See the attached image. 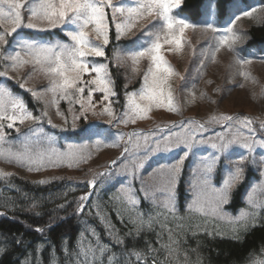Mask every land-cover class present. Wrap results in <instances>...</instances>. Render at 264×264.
I'll return each instance as SVG.
<instances>
[{
    "label": "snow or ice",
    "instance_id": "1",
    "mask_svg": "<svg viewBox=\"0 0 264 264\" xmlns=\"http://www.w3.org/2000/svg\"><path fill=\"white\" fill-rule=\"evenodd\" d=\"M240 0H233V6L238 9ZM182 0H136L134 6L125 7L123 0L119 4H114L113 0H0V61H3L5 67L0 71V77L8 79L9 67L17 70L25 65H32L33 70L39 69L51 77L49 87L46 91H50L54 96V103H58L55 97L57 94L60 98L66 99L71 105L73 102L79 105V114L75 113L70 106L69 112L72 114V128H76L75 121L84 119L87 121V112L89 109L94 110L97 104L101 105L102 114L106 113L110 119L108 125L135 123L137 119H144L148 113L155 108H167L169 111H177L173 104V95L170 87L166 89L170 76L174 74V68L166 60L163 49L164 45H171L167 51L180 52L183 43V34L186 29H195L199 27L197 23L190 22L187 18L174 15V10L180 8ZM111 9V18L115 22L116 38L119 42L120 37L129 29L135 26L138 19L145 16H155V22L160 25L163 40H161L160 32L152 33L147 29L142 31L144 40L136 45L129 55L133 63H138L141 58L147 57L150 60L148 69L143 74V84L138 90L139 100L137 101V92H128L125 85V97L127 103L124 105L122 112H117L113 108V104L118 103L115 100L117 93L115 91V81L111 77L107 63H93L90 58L102 57L106 58V47L110 44V27L108 24V13L106 9ZM257 11L256 8L242 10L237 14L233 12L226 21L225 27H216L214 23L205 21L203 31L211 32L212 35L207 38L205 43L212 49V58L221 47L227 45L232 51H236L234 47L235 41L238 39L234 30V25L242 17H251ZM27 12V19L24 13ZM127 13L126 22H116L117 16L123 17ZM89 26L95 33V40H92L88 31ZM67 29L66 36L71 43H51L39 41L34 38H28L20 35L21 29H30L38 32L50 31L54 28ZM99 41V43H97ZM135 44V42H132ZM59 49L57 51L56 49ZM23 53V55H22ZM114 58L119 59V51L114 50ZM27 57V59H26ZM264 59V57H262ZM237 62L241 65L251 63V59L244 58L237 53ZM240 75L249 78L250 73L242 70ZM88 76V79H85ZM19 86L24 88V84ZM26 92L39 100L41 93L35 89L25 88ZM87 92L85 98L84 93ZM102 93L100 101H93L95 93ZM58 115H64L59 112ZM47 119V123L51 125V119L48 118L47 112L42 111L40 115H34L29 110L25 101L14 96L6 86H0V144L6 141L7 133L4 129H14L16 133L21 135V129L16 127L17 123L23 124L25 121H32L34 127L27 129L22 142V150L13 151L11 148L5 150L0 147V157L5 158L9 162H16L22 166H27L31 171H39L47 162L49 166H59L57 161L68 159L72 161L84 162L91 158V152L88 151L89 145L84 143L81 145H73L69 143L66 150L60 151L55 147H51L47 152H33L30 143L33 137L43 134L40 127L42 121ZM65 124L68 119L65 116ZM240 121L243 129L247 131V135H229L231 126L234 121ZM211 123L223 124L225 134H219L215 141L210 144L213 149L212 153L201 157L196 168L193 169V175L196 179L190 183V200L187 202L186 210L198 212L206 218H225L228 214L225 212V206L232 202L233 190L236 185L242 181L244 175V166L247 154L253 153L259 147L264 150V139H257V129L252 127L255 123L251 117H238L236 115L219 114L211 117ZM189 124L194 123L189 119ZM57 127L56 125H52ZM198 127L203 129L204 124ZM39 128V132L36 129ZM259 129L264 133V121L259 124ZM87 132V129H84ZM191 131V130H190ZM97 135L93 141L95 147H99L106 143L111 136L108 131H100L91 133ZM129 141L132 143V137L141 135L138 131L127 134ZM124 133H118L115 141L111 146H119L118 141L122 139ZM46 142L51 145L55 143L53 136L45 137ZM207 143L204 139L196 140L194 135L177 134L175 138L167 137L164 140L156 141L155 147L148 145V137L145 136V148L150 151H170L176 147H183L184 154L176 161V163L168 166L167 177L163 179L162 186L153 189V195H148V185L143 176H138L135 169L129 172L125 169L123 175H130L131 180L117 189L111 199L126 204L129 212L128 222L133 225L128 230L124 238L115 235V228L110 223L107 224V231L110 237L114 238V246L121 247L120 257L115 253L107 257L108 264H114V261L123 259L124 264H158L156 254L158 249L153 248L150 244L146 249H129L126 241L129 239L136 240L139 238L142 230L146 227L152 228L154 221H167L168 215H174L177 211L175 186L177 178L183 169L184 160L190 155L197 145ZM137 149L140 144L135 145ZM241 147L245 149V153L233 159L232 149ZM129 152L128 147L124 148L121 157ZM264 162V160H262ZM117 161L110 162L111 167H115ZM71 166V165H69ZM139 167V165L137 166ZM12 173L0 170V177H9ZM99 176L113 177V173L109 170L98 173ZM117 176L122 175L116 173ZM151 175V174H150ZM220 175L221 179L216 181L214 177ZM132 181H138L139 187L133 188ZM39 184L50 183L49 180L37 181ZM93 191L96 188L95 178L86 182ZM258 185H254L247 193V203L251 207V211L242 212L235 221L251 218L255 220L261 211H264V201H258L254 198V193ZM159 191L164 195L162 200L155 198V192ZM92 191L78 198V207L75 215H81L87 206V201L92 196ZM147 202L151 207L147 211H141L142 203ZM37 205L34 203L31 208ZM61 208L64 206L61 205ZM159 211H154V210ZM39 216L40 213H34ZM99 215V212L97 213ZM5 213L0 212V216ZM117 219L121 223L124 222L123 212L117 210ZM106 222V221H105ZM161 223V230L169 233V243L161 244V249L167 252V258H172L173 253L177 250L172 247L175 241L172 240V229L166 227V223ZM107 223V222H106ZM255 226V224H253ZM53 225H48L51 229ZM34 231L43 235L45 229L36 227ZM89 234L96 240L93 245L89 242L88 246L83 245L81 240L76 251L69 252L65 246L62 251L69 257L73 264H103V257L111 248L109 245L100 243V238L95 229L88 230ZM205 231H207L205 229ZM212 235L214 233H208ZM82 237L84 233L80 234ZM160 236L157 234V241ZM21 241H17L20 243ZM38 251L40 248L38 247ZM264 256V249L261 250ZM252 264H264V259L254 260Z\"/></svg>",
    "mask_w": 264,
    "mask_h": 264
},
{
    "label": "rangeland",
    "instance_id": "2",
    "mask_svg": "<svg viewBox=\"0 0 264 264\" xmlns=\"http://www.w3.org/2000/svg\"><path fill=\"white\" fill-rule=\"evenodd\" d=\"M255 1L256 0H240L237 9L233 6V0H230L227 4V14L219 20L216 14L215 0H204L199 8L198 16L192 19V21L187 15H180L174 11V15L185 17L190 22L199 25V27L195 29L188 28L185 30L180 52L167 51L169 47H172L167 44L164 45L163 49L166 60L174 68V74L169 77L166 89L170 87L173 95V104L178 110L169 111L167 108L153 107L146 118L137 119L135 123L115 124L114 126H110L107 123L110 117L106 113L102 114L101 105L97 104L94 110L89 109L87 112V121L84 119L75 121L76 128L73 129V113L69 112V108L71 106L74 112L79 114V105L75 102L70 105L68 100L60 98L58 94L55 97L58 103H54L53 93L46 91L51 79L49 75L41 71L38 66L33 70V66L30 64L17 70H12L9 67V78L5 79L0 77V86H6L14 96L20 98H22V96L19 92L12 89L11 82L16 83L18 86L20 83H23L24 88L19 86L22 90L31 88L39 91L41 93V98L39 100L34 98L38 107H40L39 115L42 111H46L48 118L51 119V125L47 123V119L41 122L40 127L43 129V134L33 137L30 143L32 151L47 152L51 147L64 151L69 143L73 145L86 143L89 145L88 151L91 152V158L84 162L61 159L57 161L59 166H49L46 162L39 171H31L27 166H22L16 162H9L5 158L0 157V170L7 173H17L31 179H55L61 177H80L87 174L91 175L95 171L101 170L102 167L107 165V162L111 158L118 155V153L124 149L125 142L129 139L127 134L133 132L132 129L135 131L153 130V133L142 134V136H134L131 138V147L134 148L135 151L128 165L129 172L136 167L137 175H143L147 183L155 180L156 177L159 178V180L160 178L163 180L166 178L163 172L168 169V166L176 163L184 154V148L181 146L170 151L160 150L153 152L145 148V136L148 137V145L150 147H155L156 141L162 142L164 138L167 137L175 138L177 134L182 136L194 135L197 141L204 139L207 143L197 145L190 153L191 157L190 155L188 156L189 173L187 176V184L190 193V183L196 179V176L193 175V169L197 167L201 157L212 153L213 149L210 147V144L215 141L217 135L225 134V128L218 127V124L210 122L211 117L219 114L232 115V113L235 112H242L246 117H253L259 124L261 121H264V59H262L264 55L250 56L249 54H245L242 50V46L247 39V28L253 23L260 22L264 15V2L259 4L258 1ZM35 2L39 3V0H35ZM119 2H121V0H113L114 4H119ZM135 2L136 0H123L125 7H132ZM251 8H256L257 11L251 17H242L237 21L236 25H234V30L238 36V39L234 43L236 51H232L225 45L215 53V58L213 59L212 49L205 43L207 38L212 35L211 32L203 31L205 21L214 23L216 27H225L227 26L226 21H228L233 12L239 14L240 11L249 10ZM106 11L108 13L111 41L107 46L109 48V55L106 53V58L96 57L90 58V60L93 63H107L109 70L110 65L115 68L114 71H111V77L115 81V88L118 87V83H116L118 81L115 80V76L121 77L123 83L121 88L122 97L113 98L119 101L113 104V108L116 109L117 112H122L124 110V105L127 103L125 85H127L128 92H137L136 99L138 102L145 103L139 100L138 90L142 87L143 74L148 69L150 60L144 57L141 58L138 63H133L129 53L135 50L136 45H138L140 41L145 39L142 35L143 30L147 29L149 32L157 33L160 32V25L155 22L154 15L145 16L144 18L138 19L135 26L122 35L119 42H117L115 22H113L111 18L112 10L109 8L106 9ZM24 15L27 19L28 13L25 12ZM126 18L127 13H125L123 17L117 16L116 22H126ZM19 31L21 36L34 38L39 41L51 42L54 44L71 43L65 34L67 29L59 27L45 32H38L30 29H21ZM88 31L91 39L95 40V33L92 31L91 26H89ZM111 31H113L112 34ZM160 35L161 40H163L164 34L160 32ZM132 42H135V44ZM97 43H99V41H97ZM262 47L264 48V46ZM56 50L59 51L58 48ZM114 50L119 51V59L114 58ZM237 53L244 58L251 59V63L244 65L242 69L241 65L237 62ZM4 67L3 61H0V71H3ZM242 70L249 72L250 77L245 78L241 76L240 72ZM88 78V76H85V79ZM133 84H139V86L132 89L130 87H132ZM84 96L86 98L87 92L84 93ZM101 96L102 93H95L93 101H100ZM57 108L59 112L64 114L63 116L57 114ZM65 116L68 119L67 124H65ZM189 119L194 123L189 124ZM166 123H169L168 125H170V127L174 124L175 126L167 129L168 127L164 126ZM98 124H104V126H97ZM199 124H204L205 127L200 129L198 127ZM52 125H56L57 127H53ZM16 127L21 129V135L18 136L14 129L6 127L4 129L7 133L6 141L0 144V147L5 150L9 148L13 151L22 150L24 136H31V133H27V129L34 127V125L32 121H25L23 124L17 123ZM82 127H85L87 132L85 131V136H79L77 139L68 136L54 137L55 143L51 145L45 140V137L52 136V134L48 132V128L54 129L58 133L68 134V132L78 131ZM36 131L39 132V128H37ZM100 131H108L111 133V136L106 140L105 144L95 147L93 141L100 137L97 135L90 136L89 134ZM118 133H124L123 138L118 141L119 146H111ZM236 134L247 135V131L243 129L239 120L233 122L229 133V135ZM256 138L263 139L260 138L258 134ZM137 143L140 144L139 149L135 147ZM245 151L246 150L241 147H234L232 149L233 159L238 158L239 155L245 153ZM150 157H158L161 161L156 162L154 160L152 163H146ZM188 157L184 161L188 160ZM170 158L171 161L167 162ZM262 160H264V150H261L259 147H257L253 153L247 154L244 172L248 166L246 164L251 163L252 166L249 169L250 173L253 174L256 170L257 174L249 180L248 186L242 197L245 201L246 208H239L236 212L227 213L229 219L235 220L242 212L251 210L246 197L247 193L251 191L254 185L260 186L257 187L254 198L258 201H264V162H262ZM144 164L145 169L143 172L142 166ZM138 165L139 167H137ZM256 166H259V168L256 169ZM220 179L221 176H219L217 181ZM189 200L190 195L188 201ZM223 219L227 220L226 218Z\"/></svg>",
    "mask_w": 264,
    "mask_h": 264
},
{
    "label": "trees",
    "instance_id": "3",
    "mask_svg": "<svg viewBox=\"0 0 264 264\" xmlns=\"http://www.w3.org/2000/svg\"><path fill=\"white\" fill-rule=\"evenodd\" d=\"M229 1L215 0L219 18L227 14ZM256 1L259 4L264 2V0ZM203 2L204 0H182L177 11L195 19ZM246 32L247 39L242 46L243 52L250 56L264 55L262 47L264 46V15L260 22L251 24ZM108 49L107 47V52ZM114 70L115 68H111V71ZM115 80L118 81L116 82L118 87L115 88L116 98H119L122 95L123 83L121 77L117 76ZM137 85L133 84L130 88L135 89ZM11 87L20 93L28 109L33 111L34 115H38L37 103L17 84L11 82ZM252 127L257 128V134L264 139V133L260 131L257 121ZM83 130L67 135L73 138L82 136L81 134H85ZM48 131L53 137L62 136L52 130ZM134 151L135 149L131 147L129 152L118 160L115 167L110 169L113 173L112 178L98 175L96 188L81 215L74 213L78 207V198L88 189L86 182L89 174L55 179H31L17 173H12L13 175L9 177H0V212L5 213L0 216V264H73L62 248L66 246L69 252L74 253L81 240L85 247L89 242L95 245L96 240L88 231L91 229H95L101 244L109 245L111 248L103 257V264H108L107 257L113 253L120 257L122 249L114 246V238L109 236L107 224L113 225L115 235L121 238H124L128 230L133 227L128 222L129 212L126 204L117 202L111 197L117 194L121 184L131 180L130 175L126 176L123 173L125 169H128ZM154 160L160 161L156 157H150L146 163H152ZM188 162L189 160L184 161L175 186L176 213L168 215L166 222L154 221L151 229L145 227L138 239L127 240L128 248L146 249L150 244L159 250L156 254L158 264H252L254 260L264 259L261 255V250L264 249V211H261L255 220L224 222L221 218H206L198 212L189 213L186 210ZM251 166V163L248 164L245 177L234 188L232 202L225 206L226 213H232L244 205L242 197L245 189L249 180L257 174L256 170L253 174L250 173ZM258 168L259 166H256V169ZM134 169L136 171V167ZM144 169L145 164L142 166L143 172ZM116 173L122 175L117 176ZM163 175L167 177V170L163 172ZM219 176L216 175L214 179L217 181ZM40 180H49L50 183H37ZM162 183L163 180L157 177L147 183L149 197L153 195V189L160 187ZM132 187L138 188V181H132ZM155 198L162 200L164 195L157 191ZM34 203L37 207L31 208ZM61 205L64 207L61 208ZM150 207L149 203L144 202L140 210L147 211ZM117 210L123 212V223L117 219ZM34 213H40V215L37 216ZM162 222L166 223L167 228L172 229V240L175 241L172 247L177 250L172 258H167V252L161 249V244L169 243V233L161 230ZM50 224L53 225L51 229L48 228ZM36 227L45 229L43 235L33 230ZM81 233H84L83 237ZM157 234L160 236L159 242ZM17 241L21 242L17 243ZM114 264H124L123 259L114 261ZM132 264H135L134 259ZM149 264H151V257Z\"/></svg>",
    "mask_w": 264,
    "mask_h": 264
}]
</instances>
